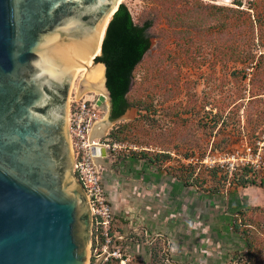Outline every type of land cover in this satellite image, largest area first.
<instances>
[{
  "label": "rangeland",
  "instance_id": "1",
  "mask_svg": "<svg viewBox=\"0 0 264 264\" xmlns=\"http://www.w3.org/2000/svg\"><path fill=\"white\" fill-rule=\"evenodd\" d=\"M122 2L135 23L150 22L151 46L122 116L110 119L109 104L100 105L98 136L136 152L137 177L158 172L175 201L173 234L124 232L125 264H264V0ZM211 6L248 11L249 20ZM241 46L250 60L237 57ZM81 81L79 73L68 110L75 95L94 91Z\"/></svg>",
  "mask_w": 264,
  "mask_h": 264
},
{
  "label": "water",
  "instance_id": "2",
  "mask_svg": "<svg viewBox=\"0 0 264 264\" xmlns=\"http://www.w3.org/2000/svg\"><path fill=\"white\" fill-rule=\"evenodd\" d=\"M121 3L0 0V264H88L91 209L72 173L68 99L85 59L105 74L96 58ZM104 88L97 103L110 111L105 75Z\"/></svg>",
  "mask_w": 264,
  "mask_h": 264
},
{
  "label": "built area",
  "instance_id": "3",
  "mask_svg": "<svg viewBox=\"0 0 264 264\" xmlns=\"http://www.w3.org/2000/svg\"><path fill=\"white\" fill-rule=\"evenodd\" d=\"M99 95L95 91H90L79 96L75 95L70 100L68 122L73 154L72 173L90 204V262L110 264L119 260L120 264H125L120 243L125 236L114 228V208L103 185L102 167L97 163L102 157L101 149L115 148H107V144H103L104 148L99 146L95 148L93 143H101L100 137L91 139L92 129L101 121L100 105L97 103Z\"/></svg>",
  "mask_w": 264,
  "mask_h": 264
},
{
  "label": "crops",
  "instance_id": "4",
  "mask_svg": "<svg viewBox=\"0 0 264 264\" xmlns=\"http://www.w3.org/2000/svg\"><path fill=\"white\" fill-rule=\"evenodd\" d=\"M101 152L102 157L97 160V163L102 167L103 185L114 208L116 231L125 236V231L128 233L145 231L146 233L152 227L151 230L155 229L156 232L163 230L167 235L173 234L175 230L173 219L175 217V201L171 195L173 187L170 182L167 181L171 188L167 189V195H165L164 184L166 181L158 176V172L153 173L154 170H151V172L141 173L140 177H137V172L141 168L137 166L140 159L137 160L136 152H132L133 154L131 153L130 156L121 154L117 148L112 152L111 149H101ZM148 159L149 162L153 161V158ZM129 164H132L131 168ZM161 191L164 192L163 199L159 198ZM165 196H167V200H165ZM170 196L172 197L170 198ZM161 210H163V219L158 216ZM170 226H172V232H170ZM155 234L159 235L160 233ZM135 245L140 247L137 241Z\"/></svg>",
  "mask_w": 264,
  "mask_h": 264
},
{
  "label": "trees",
  "instance_id": "5",
  "mask_svg": "<svg viewBox=\"0 0 264 264\" xmlns=\"http://www.w3.org/2000/svg\"><path fill=\"white\" fill-rule=\"evenodd\" d=\"M236 5L241 6L238 2ZM211 7L227 11L230 15H239L240 22L249 20L247 18L248 11L237 10L233 7ZM149 27V21L142 24L135 23L131 12L123 2L118 6L107 25L101 45V54L96 60L105 64V85L111 98L110 119L121 116L131 105L127 95L131 87L133 73L151 46L147 34ZM237 57L250 60L252 58L251 49L241 46ZM144 155L145 152H142V156ZM247 182L255 184L254 180H242L240 185L245 186Z\"/></svg>",
  "mask_w": 264,
  "mask_h": 264
},
{
  "label": "bare ground",
  "instance_id": "6",
  "mask_svg": "<svg viewBox=\"0 0 264 264\" xmlns=\"http://www.w3.org/2000/svg\"><path fill=\"white\" fill-rule=\"evenodd\" d=\"M122 1V0H120ZM85 65L82 66L81 70L77 73V75L80 73L82 76V83L84 85V88L87 90H90V88H93L95 92L98 94H104V88H103V82H104V65L102 63L92 64L91 58L85 59ZM89 66V67H87ZM76 75V76H77ZM75 76V77H76ZM89 88V89H88ZM98 90V91H96ZM105 125L99 121L94 126V128L91 131V139H96L102 133L104 130ZM98 136V137H93ZM97 145V146H96ZM93 146L96 148L99 146V148H104L103 144L101 143H93Z\"/></svg>",
  "mask_w": 264,
  "mask_h": 264
}]
</instances>
